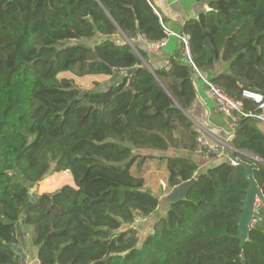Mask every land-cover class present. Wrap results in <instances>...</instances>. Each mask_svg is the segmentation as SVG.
Returning <instances> with one entry per match:
<instances>
[{
  "label": "trees",
  "instance_id": "1",
  "mask_svg": "<svg viewBox=\"0 0 264 264\" xmlns=\"http://www.w3.org/2000/svg\"><path fill=\"white\" fill-rule=\"evenodd\" d=\"M193 1L203 9L178 33L189 38L191 63L177 38L179 49L152 69L144 44L133 51L116 41L138 37L137 28L149 43L170 37L148 0H0V264H18L28 227L38 264H264V205L242 249L237 238L245 165H254L263 197L264 167L233 153L242 164L215 161L198 173L186 116L193 66L257 112L242 92L264 96V0ZM131 69L129 89V77L114 73ZM64 72L110 80L83 91L58 79ZM230 144L264 160V132L252 118L237 119ZM168 153L167 188L195 182L139 238L134 218L161 210L131 168ZM61 172L73 187L31 197V186Z\"/></svg>",
  "mask_w": 264,
  "mask_h": 264
},
{
  "label": "crops",
  "instance_id": "2",
  "mask_svg": "<svg viewBox=\"0 0 264 264\" xmlns=\"http://www.w3.org/2000/svg\"><path fill=\"white\" fill-rule=\"evenodd\" d=\"M148 2L150 3L155 13L161 19H164L163 26L176 35H178L180 28L185 22L190 19L197 18L198 14L203 9L193 0H148ZM175 37L176 36H170L168 39H166V44L160 49L157 54L153 55L152 58H150L149 63L152 69L165 66L168 58L179 49L180 41L179 39H177V37ZM95 41L98 40L95 39ZM116 41L117 43H123L124 41L127 42V39H125L123 35H119L116 37ZM221 67L223 69L224 65H222ZM193 81L196 91V98L192 107L190 108L188 113H186L187 118L193 124V128L197 132V135L202 132L206 134L210 139L222 138V131L224 130V128H226L225 123L222 117L216 112L213 102L208 96L207 87L199 77H195ZM167 155H170V153L161 155L154 154L152 158H147L140 165L137 166V164H135L131 168V172L132 170H134L135 174H137V171H139V173L142 175L144 173V176H142L144 179V189L155 195L158 198V201L161 197L166 196L171 191V189L168 188L163 190L160 186V182L166 184V161L162 157H165ZM191 157L197 165L198 173H202L208 167L215 165L214 162L208 163L203 160H199L194 155ZM162 173L164 174L163 179L159 178L158 176ZM57 178H61L58 180L62 181V183L59 186L52 188L47 181L55 180ZM45 180L46 181L40 185L42 191L39 193H35H51L64 185H69L72 187L74 186L73 178L69 172L56 173L49 176ZM156 213H158L157 217L164 216V212L162 211ZM19 234L23 235V242H27L28 234L26 233V231L24 232V229H21V233ZM23 238L21 239L23 240ZM23 242H20L18 246L20 255L25 256V250L23 249V247L26 245V243L22 244Z\"/></svg>",
  "mask_w": 264,
  "mask_h": 264
},
{
  "label": "built area",
  "instance_id": "3",
  "mask_svg": "<svg viewBox=\"0 0 264 264\" xmlns=\"http://www.w3.org/2000/svg\"><path fill=\"white\" fill-rule=\"evenodd\" d=\"M162 27L164 31L168 34V36H176L181 40L183 44L182 55L188 62L191 63L189 53V38L187 36H179L174 34L163 25ZM137 43L144 44L147 49V52L151 55H155L166 44V40H162L157 43H149L141 35L136 38L127 39V44L133 51H135V45ZM193 70L195 71V75L199 77V71H197L194 66ZM202 81L207 87L208 96L213 102L216 112L222 117L225 123L226 130L222 131V138L213 139H210L206 134L200 132L195 140V157L199 160H203L208 163L215 161H224L230 166H238L242 164V161L239 158L232 156L233 153H237L246 157L250 161L264 167V160H261L253 154L236 150L232 148L230 144L235 136V130L237 128V119L239 117H249L256 120L257 122L264 123V96L256 92L243 91L242 99L252 102L257 111L246 112L245 106L241 100L229 97L221 88L209 82L208 80L202 79ZM160 186L163 190L167 188L166 184L163 182H160ZM259 207L260 204L255 208L256 212H258ZM148 221H151V217L136 216L133 220V223L130 225V228L136 231L137 228L140 227V225ZM255 222L256 219L252 218L251 226ZM18 264H33V261L29 260L26 256H22L21 259L18 261Z\"/></svg>",
  "mask_w": 264,
  "mask_h": 264
},
{
  "label": "water",
  "instance_id": "4",
  "mask_svg": "<svg viewBox=\"0 0 264 264\" xmlns=\"http://www.w3.org/2000/svg\"><path fill=\"white\" fill-rule=\"evenodd\" d=\"M136 33L137 35H140V31L138 28L136 30ZM135 73H136V69H131V70L115 72L114 76L129 77V82H128L127 87L129 89H132ZM199 78L206 80V74L199 72ZM98 90H101V89H98ZM253 168H254V165H245L244 175H245V179L248 182L249 186L246 190V196L243 201L242 214L239 218V223H238L239 234L237 238L240 241L241 249L243 248L245 242L248 241V234L251 228V220L252 218L257 216V212L255 211V208L259 204L264 205V197L262 196V193L252 175ZM194 182H195V179L192 178L191 180L183 182L180 185L172 188L171 191L166 196L161 197L159 199L158 208L162 212H165L169 204L184 200L187 196L189 189L193 186ZM35 189H36L35 185L31 186V192H34ZM20 221H22V219H20ZM242 259L244 260L243 254H242Z\"/></svg>",
  "mask_w": 264,
  "mask_h": 264
},
{
  "label": "rangeland",
  "instance_id": "5",
  "mask_svg": "<svg viewBox=\"0 0 264 264\" xmlns=\"http://www.w3.org/2000/svg\"><path fill=\"white\" fill-rule=\"evenodd\" d=\"M85 42H86L85 40H81V43H85ZM221 64L222 63L220 62V66H221ZM222 70H225V69L223 68ZM57 77H58V79L71 80L74 87H76L77 89H81L83 91L96 90V89H99L100 87H104L108 84V82L110 80L109 76H86V77L78 78L69 72L60 73V74H58ZM257 127L264 132V123L263 122H257ZM224 130H226V128H224ZM132 174L136 175L134 170H132ZM142 176H144V173ZM158 176H159V178L163 179L164 174L162 173V174H159ZM58 179H61V178H57L55 180H51V181H47V182L52 188H55V187H57L55 185H57V183L59 182ZM45 181L46 180L38 183L34 192H31V190H30V195L32 198H34L37 195V193L42 191L40 188V185L43 184ZM35 192H37V193H35ZM157 214L158 213H154V216L152 215V217H151V221H148V222L140 225V227L137 228L136 233H137L139 238H142V236L148 232V229L151 227L152 221L157 218ZM25 231L28 234L27 242L25 241L22 243V244L26 243V245L23 247V249L25 250V256L29 260L33 261V264H38L37 254H36L37 249L32 245L33 229H32V227H28L25 229Z\"/></svg>",
  "mask_w": 264,
  "mask_h": 264
},
{
  "label": "clouds",
  "instance_id": "6",
  "mask_svg": "<svg viewBox=\"0 0 264 264\" xmlns=\"http://www.w3.org/2000/svg\"><path fill=\"white\" fill-rule=\"evenodd\" d=\"M201 79V78H200ZM150 217H152V216H150Z\"/></svg>",
  "mask_w": 264,
  "mask_h": 264
}]
</instances>
